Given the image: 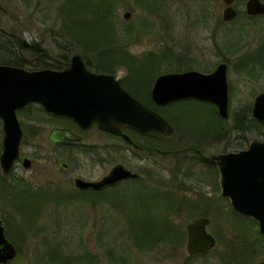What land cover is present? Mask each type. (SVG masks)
Here are the masks:
<instances>
[{"label":"rangeland","instance_id":"obj_1","mask_svg":"<svg viewBox=\"0 0 264 264\" xmlns=\"http://www.w3.org/2000/svg\"><path fill=\"white\" fill-rule=\"evenodd\" d=\"M66 1L0 0V30L12 32L14 41L21 38L27 45L37 44L43 49L41 57L21 54L24 67L21 68L51 69H33L35 62L43 60L47 67L62 70L68 67L73 55L81 56L79 43L64 33ZM144 3L122 0L114 11L119 39L116 46L136 60V68L144 66L147 60L154 62L147 66H154L161 56L180 63L199 61L195 65L209 61L213 67L221 60L224 41L223 28L219 27V0H145ZM75 4V0L70 2L71 7ZM125 13L131 14L129 20L124 19ZM93 20L94 17H87V23L95 30ZM0 55H3L1 50ZM94 55L87 53L81 58L91 72L102 73L88 66L90 62L95 67ZM64 56L68 57L67 61ZM59 59L64 62L55 66ZM138 72L132 75L127 67L115 66L111 73L102 74L115 76L126 90L133 82L140 87L139 94H143L165 73V68L145 67V73ZM228 78L235 87L229 118L225 122L217 117L227 131L224 142L214 130L208 134L209 108L192 107L194 104H188L190 108L172 106L160 110V115L169 118L175 126L174 134L158 143L162 150L174 148L178 140L186 145L185 141L200 134H208L210 145L204 148L208 154L237 153L254 140L264 143V125L257 123L249 112L254 97L264 92V78H247L233 72ZM243 110L245 119H241V131L237 133L234 119ZM18 117L25 129L21 159L7 176L0 171V222L7 240L16 247V256L8 264H257L264 261V241L258 235L257 224L235 214L216 189L212 174L192 161L167 156L149 157L146 163H141L133 152L125 151L121 143L95 127L80 132L64 120L51 117L55 121H50L40 116L34 107ZM56 126L71 127L82 136V143L48 144L47 133ZM1 141L0 124V144ZM95 154H101L97 162ZM22 158L31 160L29 170L21 167ZM61 162L72 169L62 170ZM117 164L133 174L141 172L143 183L126 182L98 195L75 192L74 178L97 182ZM143 187L161 190L160 201L145 211L146 216L145 212H137ZM205 196L211 198L206 204L202 203ZM198 217L210 220L206 231L215 239V247L204 256L188 258L185 229ZM133 218L146 221L144 231L162 239L156 238L150 245L147 238H144L146 243L133 237L134 231L129 227V219ZM164 225L166 229L159 230Z\"/></svg>","mask_w":264,"mask_h":264},{"label":"water","instance_id":"obj_2","mask_svg":"<svg viewBox=\"0 0 264 264\" xmlns=\"http://www.w3.org/2000/svg\"><path fill=\"white\" fill-rule=\"evenodd\" d=\"M131 14L125 13L129 20ZM0 33L6 34L4 30ZM151 96L158 105L195 98L216 106L221 118L227 117L228 87L225 66L219 65L211 74L195 71L165 74L154 81ZM32 106L41 107L55 118L71 119L81 129L97 125L100 131L121 137L135 149L139 147L123 133L124 128L155 139L173 133L167 120L144 106L119 84L115 76L91 72L79 55L70 58L62 70L27 71L23 68L0 65V123L2 152L0 168L8 175L19 157L23 132L17 113ZM252 118L264 125V93L253 103ZM50 145L82 141L69 129H52L47 133ZM154 151L155 150H150ZM199 154V153H198ZM166 155H171L166 154ZM201 160L216 167L222 197L229 200L232 210L253 220L264 238V143L254 140L247 149L237 153L220 154ZM21 167L29 170L31 160L24 158ZM60 167H64L61 163ZM137 175L122 165L115 166L97 182L74 181L80 190L99 191L136 179ZM207 218H197L186 227V255H204L215 246L214 238L206 232ZM16 253L5 236L0 222V264L11 262ZM257 264H264L263 262Z\"/></svg>","mask_w":264,"mask_h":264},{"label":"flooded vegetation","instance_id":"obj_3","mask_svg":"<svg viewBox=\"0 0 264 264\" xmlns=\"http://www.w3.org/2000/svg\"><path fill=\"white\" fill-rule=\"evenodd\" d=\"M218 13L221 14V22L219 23V27L223 28V41H224V43H223V48H222V53H221V60L214 67L212 66L211 62H209V61H204L205 65H202V64L195 65V63H197L199 61H188V62H186L184 60L182 63H180L178 61L172 60V57L161 56V58L160 57L157 58V60L155 61L156 64H154V66H147L149 62L151 64L154 62H152L150 60L145 61L146 64L144 65V68L145 67H150V68L159 67V68H163V69L165 68V73L162 75L173 74V73H184V72H189V71H195V72H199L201 74L207 75V74L213 73L214 70L219 65H224L226 78H227V87H228V110L227 111H229V107L231 106L232 94H233V91L235 88L233 86V83H231L229 81V78H228L230 72L236 73L237 75H240V76H246L247 78H261V77L264 78V0H219ZM142 72H144V71H142ZM130 73H132V75H135L136 73H140V72L136 71V72H130ZM96 74H102V73H96ZM105 75H110V74H105ZM129 82H131V81H128L127 83L129 84ZM119 84L134 99H136L138 102H140L144 106L148 107L149 109L155 111L156 113H158L157 112L158 110H163V109H166L167 107L170 108L172 106H174V107L177 106V107H181V108L182 107L190 108L188 106V104H194L192 107L201 106L202 108H209L208 113L210 115H209L208 121L210 122L211 125L208 128V134L210 131L214 130V134L217 133V135H218L217 138H219L222 143L224 142V139H226V137H227L226 128H223V123L219 122L220 120L217 119V117H219L221 120H224L226 122L229 118V112H227L226 118H224V119L221 118L219 116L218 110L214 104L209 103V102H205V101H201V100L195 99V98H189V99H182L179 101L171 102V103H168L166 105H158L153 101L152 96H151V91H152L153 85L150 88V90H148L149 88H147L145 93L139 94L140 87H136L137 84L132 82V85H129L131 87H129V86L128 87L132 91H134L135 94H133L129 90H126L125 86H122L120 82H119ZM132 88H134V89H132ZM261 93H264V92H261ZM261 93H259V94H261ZM259 94H257L252 101V104L249 108L250 115H251V110H252L254 100ZM150 105L155 107L156 110H154ZM245 111H248V110L246 109ZM242 113H244V110ZM242 113H240L241 116L238 113L237 117H235V119H234L233 128L236 130L237 133L241 131V127H240L241 119H243V118L245 119V113L243 114L244 117L242 116ZM60 120L69 121L67 119H60ZM218 122H219V124H218ZM168 123L172 126L173 134H174L175 126H173L171 124V122H169V121H168ZM71 124L73 127L77 128L80 132H85V131L93 128V127H95V129L100 131L96 124L93 125L92 127H90L89 129H86V130L81 129L78 125H76L72 121H71ZM226 126H227V124H226ZM51 129H69L70 131H72L76 135L81 136V135L77 134L71 127H66V126L57 127L56 126V127H52ZM101 133L109 136L113 140H117L119 143H121L123 145L125 151L133 152L134 153L133 156L135 158H137L141 163L142 162L146 163L149 160V157L158 158V157L174 156L177 158H182V160L188 159V160L192 161L193 163H195L196 165L200 166L206 172H210L212 174L214 181H215V187L220 192L218 170L216 169V167L209 166V165L205 164L199 156V154H201L203 157L210 159L213 156L225 154L223 152L216 153V154H214V153L208 154L204 150L205 147H209V145H210L207 142L208 138L206 137L208 134L197 135L195 139L185 141L187 143L186 145H184V141L178 140L176 146H174V148L172 150H162L161 147L158 145V143H160L161 141H164L166 138L155 139V138H151V137H146V136H143V135L137 133L136 131L130 130L128 128H124L123 133L125 135H127L132 140V142L139 147V149H135L131 145L126 143L121 137L110 135V134L104 133V132H101ZM82 140H83V138H82ZM81 143H82V141L79 143H65L62 146H70V145L72 146V145H78ZM148 143H150L149 145L151 147L148 146ZM150 150H155V152L150 151ZM1 152H2V141L0 144V155H1ZM168 152L171 155H166V154H168ZM100 155L101 154H95V156H97V158H95V162H97V159L99 158ZM107 155H110V154H107ZM20 159H21V154L19 153V157H18L16 162H18ZM23 159L24 158H22L21 163H22ZM61 163L64 164V167H60ZM61 163L59 164V167L62 168V170L69 171L72 169L71 165H69L65 162H61ZM31 164H32V162H31ZM117 165H121V164H117ZM179 167H181V166H179ZM12 170H13V168H12ZM0 171H1V174L3 176H7V175H4L2 173L1 168H0ZM142 172H146V170L142 171ZM136 175H137L136 179H128L126 181H123V182L115 185L114 187H117V186H119L123 183H126V182H134V183H136V181L139 182L138 181L139 178L141 179V182H142L143 178H142L141 172L136 173ZM76 179H81V180H84V179L76 177L73 180V187H74L75 192L83 194V195H85V194H96V195H98L101 192H105L109 189L114 188V187H107V188H104V189L99 190V191L80 190V189L75 188V186H74V181ZM84 181L95 182L92 180H84ZM141 182H139L137 184H141ZM162 195L165 196L163 194V192H162ZM208 200H211V198H206V196H205L202 198V203L204 202L206 204L208 202ZM112 202H114V201H112ZM156 203H157V201H156ZM156 203L154 204V206H157ZM163 205L164 204H162V206ZM145 206H147L146 203L144 201H141L140 205H137V208L139 207L137 209V212L142 213ZM198 218H207V217H198ZM195 219H197V218H195ZM209 223H210V220H209ZM3 230H4V228H3ZM4 235H5V232H4ZM156 237L157 236L153 237V239L154 238L156 239ZM5 238H6V236H5ZM159 242H162V241H159ZM9 243H11V242H9ZM12 246H13V244H12ZM13 247H14V250L16 253V249H15L16 247L15 246H13ZM212 250H210V251H212ZM196 257H201V256L188 257V258H196Z\"/></svg>","mask_w":264,"mask_h":264},{"label":"trees","instance_id":"obj_4","mask_svg":"<svg viewBox=\"0 0 264 264\" xmlns=\"http://www.w3.org/2000/svg\"><path fill=\"white\" fill-rule=\"evenodd\" d=\"M71 1L72 0H67L65 5L67 21H66V25H65L66 29L64 30V33L67 36L69 35L70 39L77 42V44L79 43V47H81L82 50L78 52L80 53L81 56L85 57L87 53L89 54L95 53L94 55L96 57L95 67L92 66L90 62H88L89 64V65L87 64L88 66L95 69V71L102 73H111L113 67L115 66H125L128 68V70H130V72H136V71L145 72L144 66H139V68H136V65L134 63L136 62V60L130 54H128L124 49L116 46L119 39L117 37L118 31L116 32V28H115L117 23L114 21V11L117 8V6L122 3V0H75L76 4L74 7H71L70 5ZM142 1L143 3L145 2V0ZM89 15L94 17L92 24L95 26V30H93V26L92 28L90 27L89 25L90 22L87 23L88 22L87 17ZM11 33L12 32H9L8 33L9 35L7 36L0 33V50L3 53V55H0V65L2 64L6 66H14L21 68L23 67L21 54L27 53V54H33L34 56L36 55L37 57L43 56V49H40L39 45L37 44H33L32 46L27 45L26 43H24V41L21 40V38H18L16 41H14L15 38L14 36L11 35ZM67 58L68 57L64 56L63 58L64 61H67ZM64 61L62 59H59V61L55 63V66H58L60 63H63ZM32 67L33 69H42V68H51L56 70L60 69V67H47V65L43 60L38 63L35 62L32 65ZM127 89L130 92H132V90L129 87H127ZM132 93L135 94L134 92ZM151 107L154 110H156L155 107L153 106ZM34 109L37 110V113H39L40 116L45 118L47 117L48 120L50 121H55L49 115H47L41 108L34 107ZM157 112L162 115V111L158 110ZM168 120L170 119L168 118ZM65 122L71 124V121H65ZM22 129L23 131L25 130L24 124L22 125ZM148 146L151 147L150 145ZM172 149L173 148L167 150H172ZM138 181L141 182V179L139 178ZM139 182L136 181V183ZM141 183H143V181ZM143 188L144 189L142 193L144 194L141 196L139 200L154 202L152 204H146L147 206H145L144 210L142 211L145 212L146 210L152 208L156 203V201L157 202L160 201L159 197L161 190L159 191V189H154L155 187L148 189H146L145 187ZM148 195H152L154 196V198L149 200ZM130 197L134 199L138 198L134 195L133 196L130 195ZM144 197H146L147 199H142ZM144 214H145L144 216H146V212ZM249 222L252 221L249 220ZM165 223L167 225V222ZM129 224H130L129 227H131V229L134 231L133 237H135L139 241H141L140 239H142L143 241L141 242H146L144 238H147L149 239L150 245L153 243L155 238L153 239V237L150 236V233H146L144 231L147 227L146 221L144 222L143 220H140V218L139 219L133 218V219H129ZM161 229H166L165 225L162 226V228H160L159 230ZM141 232H143V234H141ZM258 235L264 241V238L261 236L259 232ZM156 238L162 239L161 237H156ZM169 238L170 237H168V239ZM247 252H249V249L246 251V254Z\"/></svg>","mask_w":264,"mask_h":264}]
</instances>
